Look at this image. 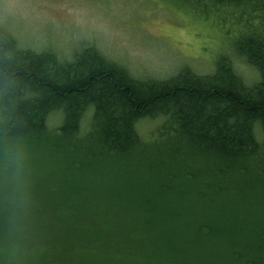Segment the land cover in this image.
Masks as SVG:
<instances>
[{"label": "trees", "instance_id": "trees-1", "mask_svg": "<svg viewBox=\"0 0 264 264\" xmlns=\"http://www.w3.org/2000/svg\"><path fill=\"white\" fill-rule=\"evenodd\" d=\"M178 1L230 39L210 74L137 79L93 47L24 49L0 24L11 264H264V0ZM147 120L161 124L144 138Z\"/></svg>", "mask_w": 264, "mask_h": 264}, {"label": "rangeland", "instance_id": "rangeland-1", "mask_svg": "<svg viewBox=\"0 0 264 264\" xmlns=\"http://www.w3.org/2000/svg\"><path fill=\"white\" fill-rule=\"evenodd\" d=\"M184 5L178 0H0V24L24 49L74 60L93 47L137 79L166 80L183 68L210 74L219 56L233 54L230 39L223 27ZM234 64L252 86L257 74ZM49 121L58 126L60 117ZM160 121H142L139 134L155 133ZM88 123L89 116L83 131ZM0 260L11 264L1 244Z\"/></svg>", "mask_w": 264, "mask_h": 264}]
</instances>
